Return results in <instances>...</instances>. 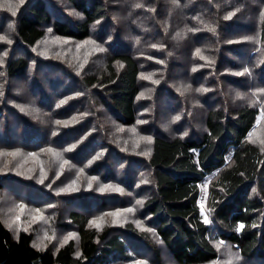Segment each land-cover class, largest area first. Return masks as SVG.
<instances>
[{"label": "rangeland", "instance_id": "1", "mask_svg": "<svg viewBox=\"0 0 264 264\" xmlns=\"http://www.w3.org/2000/svg\"><path fill=\"white\" fill-rule=\"evenodd\" d=\"M105 1L117 28L106 31L104 27L100 35L95 30L100 20L91 36L75 40L57 35L48 26L44 39L30 51L21 44L12 45L17 15L28 0H0V118L6 112L10 115L0 121V131L18 129L12 137L8 133L0 136V174L15 184L13 191L0 195L2 220L15 237L32 229L34 244L42 249L57 250L73 240L79 256L80 225L73 217L79 213L86 217L85 228L97 235L112 229L125 238L130 230L140 236L136 238L142 246L112 264H179L145 212L146 201L157 195L156 168L149 164L153 141L155 136L201 137L207 131L209 105L233 109L254 104L260 114L248 142L264 155V66L259 62L254 68L250 61L252 56L264 61V37L259 29L264 0H204L200 7L209 6L208 14L215 19L219 14V21L215 25L203 19L205 27L209 23V30L216 34L204 33L202 42L193 36L198 30L186 26L185 31L191 33L187 39L182 30L178 32L181 21L168 20V15L183 13L190 0ZM47 5L53 15L58 9L65 16L83 20L82 12L67 0H48ZM154 10H161L164 18L155 21ZM154 23L159 27H151ZM156 32L160 34L153 41L141 40ZM141 42L150 49L156 47L152 50L156 55L143 57L145 62L140 64L137 117L128 124L108 102L109 86L87 84L84 75L102 74L112 55L130 51ZM16 47L15 56L23 53L28 67L21 76L10 79L1 66L6 67L7 57ZM113 65L119 71L124 67L118 60ZM258 93L260 100L254 102ZM65 104L69 117L63 112ZM26 130L42 139L39 144L28 141L30 135L24 137ZM8 142L20 145L12 147ZM218 174L206 176L198 187L197 204L202 218L207 216L209 237L218 251L217 258L206 264H264V258H245L239 248L222 238L216 217L217 208L224 203L214 185ZM263 186L261 180L247 184L240 195L259 199ZM116 188L121 191L113 190ZM214 192L219 193L218 198ZM82 197L89 202L83 203ZM24 212L28 220L24 214L17 217Z\"/></svg>", "mask_w": 264, "mask_h": 264}, {"label": "trees", "instance_id": "2", "mask_svg": "<svg viewBox=\"0 0 264 264\" xmlns=\"http://www.w3.org/2000/svg\"><path fill=\"white\" fill-rule=\"evenodd\" d=\"M67 1L76 10L82 12V21L65 16L58 9H55L56 13L53 15L52 9L47 5L48 0H28L25 8L17 15L16 42L12 44L13 47L21 44L30 51L34 50L46 36L48 26L57 35L75 40H84L91 36L94 24L100 20L102 23L99 29L95 28L99 34L103 32L104 27L106 31L118 27L108 12L105 0ZM189 4L190 6H187L183 13L168 15L170 22L181 21L178 32L182 30V34L189 39L190 30L196 29L198 31L193 36L198 42H202V39L206 40L204 33L216 34L209 30L212 26L209 23L205 27L206 23L203 19L216 25L219 14L215 19L208 14L211 12L209 6L200 7L205 4L204 0H190ZM149 5L152 7V1ZM153 14L156 17L155 21L164 18L161 10H154ZM246 21L249 20H242V22ZM108 24L109 28H107ZM259 25L261 35L264 37V18L260 20ZM156 26L159 27L154 23L151 27ZM186 26L189 31H185ZM159 34L156 32L143 35L141 40L153 41ZM155 49L156 47L150 49V46L141 42L137 47L133 45L130 51H121L112 55L102 74L84 75L87 84L94 85L99 82L109 86L108 102L124 123L132 124L136 121V99L140 94V64L143 57L155 56L156 54L152 53ZM16 51H18L17 47L12 49L7 57L6 67L1 66L10 79L21 76L28 67V58L22 55L23 53L15 56ZM117 60L124 65L120 71L113 65ZM250 61L254 68L259 62L264 66V61L258 60L255 56H252ZM259 100L258 93L254 102ZM204 102L208 105L207 101ZM209 106L211 108L207 109L205 122L207 131L201 137L177 136L171 139L155 136L149 164L156 168L157 195L146 201L145 212L155 221L159 237L177 263L206 264L215 260L218 251L209 237L210 226L201 216L197 195L200 182L206 176L219 171L214 185L219 188L220 197L224 200L216 212L219 227L223 230L222 238L239 248L243 257L263 259L264 186L263 195L259 199L240 195L241 189L247 184L261 180L264 185L263 151L257 145L248 142V137L258 124L260 109L254 104L233 107V109ZM65 107L66 104L63 107L64 113H66ZM64 115L69 117L67 113ZM9 117V113L6 112L0 121ZM14 132H18V129L0 131V136L7 135L6 133L11 136ZM30 132L26 130L23 133L24 137H29ZM30 137L28 141L37 144L42 140L36 134ZM8 143L12 147L20 145L14 144L15 142ZM8 143L2 144L6 146L5 148H9ZM26 143L21 145L33 147ZM84 148L90 149V146L86 145ZM229 155L231 156L228 160ZM6 177L0 174V195L14 190L15 184L11 180V184L8 183ZM215 196L218 198L219 193L214 192V198ZM82 198L83 203L89 202L86 197ZM25 201L28 203V198H25ZM24 205L25 211L28 207ZM22 214L28 220L29 215L25 212L18 214L17 217H21ZM73 217L80 225L81 254L79 256L75 255L73 240L53 250L50 247L44 249L37 247L34 244L32 229L29 232L20 231L15 237L4 224L0 210V264H112L122 257L128 258L131 249L142 246V242L136 238L140 236L134 234V230H130L126 238L121 232L112 229H106L97 235L95 231L85 228V216L75 213ZM241 224L244 226L242 229L239 228ZM128 226L133 227L132 224Z\"/></svg>", "mask_w": 264, "mask_h": 264}, {"label": "snow or ice", "instance_id": "3", "mask_svg": "<svg viewBox=\"0 0 264 264\" xmlns=\"http://www.w3.org/2000/svg\"><path fill=\"white\" fill-rule=\"evenodd\" d=\"M13 14H15V13H13ZM201 91H203V89H201ZM262 91H264V90H262ZM176 119H179V117H176ZM57 123H60V122L58 121ZM12 155H15V153H12ZM65 190H67V189H62L61 191H65ZM105 190H106V188H101L100 189V191H105ZM113 190H115V191H121V189H119V188H116V189H113ZM137 203L140 204V203H142V201H137ZM127 211L131 212L132 209H128ZM112 215H119V214L118 213H112ZM204 222L205 223H208L209 222L208 219H207V216H205ZM243 227L244 226L242 224L239 226V228H241V229Z\"/></svg>", "mask_w": 264, "mask_h": 264}]
</instances>
